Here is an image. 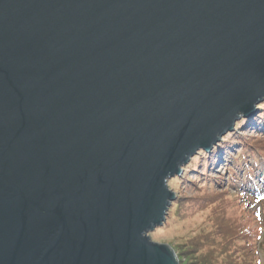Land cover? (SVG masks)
<instances>
[{
    "label": "water",
    "instance_id": "1",
    "mask_svg": "<svg viewBox=\"0 0 264 264\" xmlns=\"http://www.w3.org/2000/svg\"><path fill=\"white\" fill-rule=\"evenodd\" d=\"M263 102L264 0H0V264H176L168 182Z\"/></svg>",
    "mask_w": 264,
    "mask_h": 264
},
{
    "label": "rangeland",
    "instance_id": "2",
    "mask_svg": "<svg viewBox=\"0 0 264 264\" xmlns=\"http://www.w3.org/2000/svg\"><path fill=\"white\" fill-rule=\"evenodd\" d=\"M219 144L218 156L214 157L213 151L204 152L205 154L200 151L182 167L180 175L170 179L168 186L175 194V200L169 208L165 223L148 234L152 242L166 245L173 251L176 264H198L195 256L186 252V243L195 236L196 229L213 219V213L220 209V206L226 209L229 217L241 219V214L236 211L239 210L238 202L241 198L244 207L248 208L246 215L256 213L260 216L263 235L260 242L264 239V202L260 204L251 198V193L259 187H264V173L256 171V176L252 173L247 177L248 172H241L240 166H237L235 170L237 179L233 181L232 172L227 171L229 165L227 166L226 163L234 160L236 154L244 153L245 149H252L254 145L264 149V102L256 107L255 113L250 118H241L236 123L234 131L225 135ZM229 181H232V184ZM233 184L243 187L249 195L236 194ZM224 190L226 193L217 197L219 201H224L212 204L215 197ZM258 192L263 194L264 189ZM209 199L212 201L209 202ZM243 217L245 220L248 219ZM255 226L259 228L256 223ZM261 244L259 258L264 264V242Z\"/></svg>",
    "mask_w": 264,
    "mask_h": 264
},
{
    "label": "trees",
    "instance_id": "3",
    "mask_svg": "<svg viewBox=\"0 0 264 264\" xmlns=\"http://www.w3.org/2000/svg\"><path fill=\"white\" fill-rule=\"evenodd\" d=\"M262 148L254 145L252 149H245L244 153L236 154L234 160L226 162L227 166L229 165L227 171L232 172L231 179L233 181L237 179L235 171L237 166H240L239 170L241 172H248L247 177L251 176L252 173L256 176V171L264 173V149ZM219 150L220 144L212 152L214 157ZM201 153L205 154L206 152ZM222 180L224 181V179ZM229 182L232 184V181ZM233 186L236 194L249 195L243 190V187H238L235 184ZM261 189H264V187L254 189L251 198L263 204L264 193L260 194L258 192ZM225 193L226 190L217 195L212 204L223 202L224 200L219 201L217 197ZM211 201L212 199H209V202ZM238 206L239 210L236 211L241 214V219L239 217H229L226 209L220 206V209L214 213L212 212L214 214L213 219L208 220L205 225H202V223V226L200 225L201 227L198 230L196 229L195 236L186 243V252L192 253L198 264H262L259 258L261 243L264 242V239L260 242L263 236L260 228L261 218L256 213L254 215L245 214L248 213V208L244 207L243 198L238 202ZM233 216H235V213H233ZM243 216L248 219L245 220ZM255 223L259 225V228L255 226Z\"/></svg>",
    "mask_w": 264,
    "mask_h": 264
},
{
    "label": "bare ground",
    "instance_id": "4",
    "mask_svg": "<svg viewBox=\"0 0 264 264\" xmlns=\"http://www.w3.org/2000/svg\"><path fill=\"white\" fill-rule=\"evenodd\" d=\"M229 134V133H228ZM221 142V141H220ZM218 146V145H217ZM217 146L213 147V149H211L210 151L212 152ZM169 187V186H168Z\"/></svg>",
    "mask_w": 264,
    "mask_h": 264
}]
</instances>
